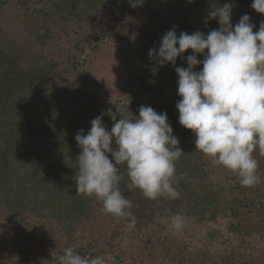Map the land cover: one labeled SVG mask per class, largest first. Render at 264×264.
I'll list each match as a JSON object with an SVG mask.
<instances>
[{
    "label": "trees",
    "instance_id": "obj_1",
    "mask_svg": "<svg viewBox=\"0 0 264 264\" xmlns=\"http://www.w3.org/2000/svg\"><path fill=\"white\" fill-rule=\"evenodd\" d=\"M225 3L233 5V26L248 14L258 31L264 14L251 7L253 0H144L135 8L129 0H0V264H59L73 245L84 257L174 264L166 224L176 213L191 222L188 230L203 227L205 233L190 238L183 231L185 252L213 255L211 264H264V235L242 223L246 209H264V186L245 195L236 173L196 150L194 133L179 123L174 67L166 64L153 76L156 65L149 60V50L158 49L173 26L178 35L219 29L218 19L205 21ZM106 41L127 47L137 62V88L124 102L99 103L78 80L79 56ZM190 54L176 67L186 68ZM141 105L167 113L184 152L175 162L181 195L151 200L125 189L136 217L129 228V219L105 213L95 196L76 192L82 150L75 136L81 129L87 134L102 112L111 110L118 120V109L138 116ZM103 123L110 130L113 121L105 114ZM120 173L127 182L124 165ZM178 264L191 263L182 258Z\"/></svg>",
    "mask_w": 264,
    "mask_h": 264
},
{
    "label": "clouds",
    "instance_id": "obj_2",
    "mask_svg": "<svg viewBox=\"0 0 264 264\" xmlns=\"http://www.w3.org/2000/svg\"><path fill=\"white\" fill-rule=\"evenodd\" d=\"M143 3L129 0L133 8ZM251 7L264 14V0H253ZM232 8L225 3L208 12L205 23L218 19L220 27L207 35L200 30L178 35L173 26L163 34L159 48L149 50V60L156 65L151 68L153 76L159 67H174L181 98L176 103L179 123L194 133L196 150L236 173L242 187H254L260 176L253 153L259 149L264 154V21L254 31L250 16L244 14L233 26ZM188 50L192 54L186 57L187 67H176L177 59H183ZM105 114L113 121L110 130L103 123ZM118 114L117 120L111 110L102 112L90 122L87 134L83 129L77 132L75 139L82 151L76 192L95 196L105 213L129 219V228H134L133 202L123 191L139 189L151 200L179 199L175 162L184 152L166 112L141 105L139 115H132L134 119L119 109ZM121 165L126 167L127 182L120 173ZM186 221L183 214L176 213L170 229L179 232ZM78 247L65 248L59 264H105L102 256H82Z\"/></svg>",
    "mask_w": 264,
    "mask_h": 264
},
{
    "label": "rangeland",
    "instance_id": "obj_3",
    "mask_svg": "<svg viewBox=\"0 0 264 264\" xmlns=\"http://www.w3.org/2000/svg\"><path fill=\"white\" fill-rule=\"evenodd\" d=\"M78 63V80L84 83L86 92L93 95L99 103L124 102L137 88L138 66L136 59L131 51L121 44L106 41L87 46L84 53L79 56ZM175 99L178 101L181 98L176 95ZM253 155L259 164L257 172L260 176V183L254 187H244L245 195H248L251 190L259 186H264V154H261L260 150L256 149ZM242 218V223L247 230L264 235V209H246L242 213ZM190 223L186 222L183 229L179 232H173L170 229V224H166L167 230H171L173 235L171 237L173 241L168 242L170 249L166 252L174 260V264H178L182 258L190 261L191 264H201V262L211 264L216 259L215 256L204 252L193 254V249H190L189 253L183 250L182 239L185 237L183 236V231L190 238H194V236L205 238L203 227L199 228L200 230H194L191 226L190 230H188L189 227L187 225ZM213 227L218 228L219 226ZM206 228L207 226L204 227V230ZM192 232H194V236ZM198 255H200V258H198ZM101 256L104 258L105 264H122L115 256L113 257L110 254Z\"/></svg>",
    "mask_w": 264,
    "mask_h": 264
}]
</instances>
